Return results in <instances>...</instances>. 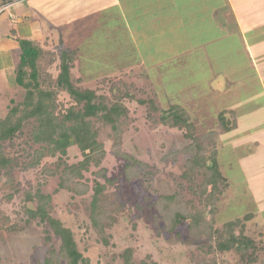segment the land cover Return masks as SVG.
Wrapping results in <instances>:
<instances>
[{
	"label": "rangeland",
	"instance_id": "rangeland-1",
	"mask_svg": "<svg viewBox=\"0 0 264 264\" xmlns=\"http://www.w3.org/2000/svg\"><path fill=\"white\" fill-rule=\"evenodd\" d=\"M71 6L77 9H70ZM78 7L77 3H69L63 14L52 17L57 24L55 28L63 34V41L81 48L73 80L83 88L96 89L109 102L122 99L130 111L123 127V150L146 166L136 179L127 182L125 161L113 153L115 136L111 127L97 123L98 140L107 154L100 165H92L85 171V180L91 187L97 180L106 182L99 174L103 169L108 177L116 179L105 190V196L118 209L116 221L107 226L110 242L105 244L90 219L93 189L85 195L58 189L59 176L44 171L46 167L56 168L57 157L46 156L40 166L25 168L30 160L26 152L30 149L26 143L30 127L26 128L24 134L6 145L7 154L16 157L19 165L13 172V182L0 177V215L9 218L7 226H15L7 237L0 236V264H42L52 244L58 250L61 247V239L56 235L52 234V241L46 240L45 224L31 217L26 208L27 193L34 191L39 183L43 184L45 193L53 195L50 213L74 231L78 246L90 264H125L124 253L128 248H132L137 263L151 258L160 264H196L203 255L201 247L215 245L214 239L194 238L183 229L182 237L160 234L153 223L156 209L152 205L163 194L180 191L184 198L203 207L201 197L191 188V185L199 187L203 175L195 173L192 181L182 176L188 156L181 150L188 139L184 130L162 122L161 110L155 112L148 103L140 101L150 98L161 105L160 109L177 104L187 109L200 136L210 128L221 129L218 119L221 109H234L233 117L238 125L229 133L220 131L218 136L219 161L228 187L217 202L214 228L221 230L227 221L240 218L236 230L253 238L256 248L246 256L217 250L212 256L218 264H264V94L256 84V67L242 51L237 36L231 37L235 41H226L217 37L223 34L220 30L210 35L192 33L191 29L180 28L178 19L170 17L163 27L165 33L158 26L151 28L145 42L140 40L137 45L125 25L119 23L117 33L113 30L107 33L106 19L104 33L96 31L90 35L93 22L98 28L109 14L112 8L109 0ZM98 14L102 15L101 19L89 16L99 17ZM59 44L52 39L43 44L42 73L53 80L60 70ZM219 72L231 78L232 84L227 82L226 91L216 88V84L210 86ZM105 76L112 81H103ZM24 92L14 81V73L4 77L0 84V115L7 113L13 100H21ZM61 99L67 105L71 103L67 94ZM65 158L68 163H76L83 154L77 146H72ZM251 214L249 220L243 219Z\"/></svg>",
	"mask_w": 264,
	"mask_h": 264
},
{
	"label": "trees",
	"instance_id": "trees-1",
	"mask_svg": "<svg viewBox=\"0 0 264 264\" xmlns=\"http://www.w3.org/2000/svg\"><path fill=\"white\" fill-rule=\"evenodd\" d=\"M59 43L60 70L53 80L42 73L40 63L44 53L43 44L31 40L21 41V54L14 69V81L25 92L21 100L12 101L6 114L0 115V177H7L9 183L14 181L13 172L19 162L16 157L7 154L6 145L30 127L26 142L30 147L26 151L30 160L25 168L40 166L46 156L57 157L56 168L46 167L44 171L50 176H59L58 189L69 190L74 195H85L93 189L89 206L90 219L98 235L108 244L107 226L116 221L115 213L118 209L115 202L105 196V190L108 183H113L116 179L108 177L104 173L106 169H103L99 174L105 177L106 182L97 180L91 187L85 180V171H89L92 165H100L107 154L104 144L98 140L97 123L102 122L111 127L115 136L113 153L125 161L124 175L127 182L136 179L146 163L123 150V127L130 118L129 108L121 98L109 102L96 89L77 85L73 80V69L78 51L65 47L62 40ZM79 78L84 80L81 76ZM103 81L110 82L112 79L105 76ZM64 94L71 99L69 105L61 99ZM125 94L133 96L131 93ZM140 101L148 103L155 112L161 110L163 123L184 130L188 143L181 151L188 157L182 176L192 181L195 173L203 175L198 188L191 185L201 197L203 207L199 208L192 199L184 198L180 191L160 195L155 200L152 206L156 211L153 212L152 220L157 232L182 237L183 229L194 238L214 239L215 245L201 247L203 255L196 264H218L212 256L214 250L223 253L236 251L246 256L251 249L256 248V242L247 234L236 230L240 218L227 221L221 230L214 228L217 202L220 194L228 187V179L223 174L219 161L218 136L220 131L229 133L235 129V111L220 110L218 119L221 129L210 128L200 136L190 113L184 107L177 104L160 109L161 105L151 98ZM72 146H77L83 154V158L76 163H68L65 158ZM42 185L39 183L34 191L27 193L26 208L31 217L39 218L45 224V238L48 242L52 241L53 235L61 239L60 249L52 244L42 264H90V259L85 257L78 246L74 231L50 213L53 195L45 193ZM29 202L34 205H29ZM252 217L251 214L243 219L249 220ZM8 221V217L0 215L2 237H7L15 228L7 226ZM124 258L125 264H160L151 258L137 263L133 260L132 248L126 249Z\"/></svg>",
	"mask_w": 264,
	"mask_h": 264
},
{
	"label": "crops",
	"instance_id": "crops-1",
	"mask_svg": "<svg viewBox=\"0 0 264 264\" xmlns=\"http://www.w3.org/2000/svg\"><path fill=\"white\" fill-rule=\"evenodd\" d=\"M97 1L103 0H0V84L4 77L13 75L20 59L22 40L36 41L40 44L51 39L54 42L62 40L65 47L78 51L79 58L81 48L69 46L65 40L63 41V34L55 28L57 24H54L52 17L63 14L69 3H77L79 7H82ZM109 1L112 3V8L107 17L102 19L103 25L97 28L91 21L93 28L91 26L90 35H94L96 31L104 33V19L109 26L107 33L110 30L117 33L116 27L120 23L126 26L128 34L133 36L135 43L140 40L145 42L150 29L156 26L165 33L163 27L170 17L178 19L179 27L184 30L191 29L192 33L210 35L220 30L223 34H218L217 37L223 40L235 41V38L231 37L237 36L242 51L248 54L256 67V84L263 89L264 94V0ZM70 9H77V6L76 8L71 6ZM98 15L99 17L89 16L101 19L102 15ZM91 22L90 25H92ZM164 38L167 39L166 35ZM216 75L218 76L210 86L214 87L216 84V88L226 91L229 87L227 82L231 83V78L221 75V72ZM256 103L259 106L257 101ZM224 109L234 111L233 108L221 110ZM260 213L258 210V214Z\"/></svg>",
	"mask_w": 264,
	"mask_h": 264
}]
</instances>
